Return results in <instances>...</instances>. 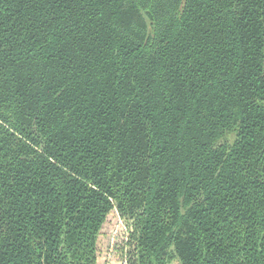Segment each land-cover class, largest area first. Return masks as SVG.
Here are the masks:
<instances>
[{"label":"trees","instance_id":"obj_1","mask_svg":"<svg viewBox=\"0 0 264 264\" xmlns=\"http://www.w3.org/2000/svg\"><path fill=\"white\" fill-rule=\"evenodd\" d=\"M264 264V0H0V264Z\"/></svg>","mask_w":264,"mask_h":264},{"label":"rangeland","instance_id":"obj_2","mask_svg":"<svg viewBox=\"0 0 264 264\" xmlns=\"http://www.w3.org/2000/svg\"><path fill=\"white\" fill-rule=\"evenodd\" d=\"M127 236L125 222L117 212L111 214L108 224L105 225L100 238L99 264H125L124 258L116 248L124 236ZM173 264H178L177 262Z\"/></svg>","mask_w":264,"mask_h":264},{"label":"built area","instance_id":"obj_3","mask_svg":"<svg viewBox=\"0 0 264 264\" xmlns=\"http://www.w3.org/2000/svg\"><path fill=\"white\" fill-rule=\"evenodd\" d=\"M125 264H126V262H125Z\"/></svg>","mask_w":264,"mask_h":264}]
</instances>
